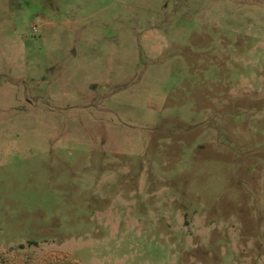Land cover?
I'll return each mask as SVG.
<instances>
[{"label":"rangeland","instance_id":"1","mask_svg":"<svg viewBox=\"0 0 264 264\" xmlns=\"http://www.w3.org/2000/svg\"><path fill=\"white\" fill-rule=\"evenodd\" d=\"M0 264H264V0H0Z\"/></svg>","mask_w":264,"mask_h":264}]
</instances>
